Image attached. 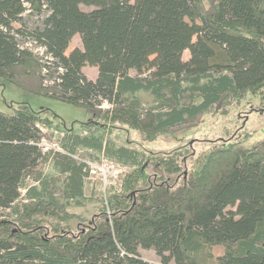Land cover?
Returning <instances> with one entry per match:
<instances>
[{
	"label": "trees",
	"instance_id": "16d2710c",
	"mask_svg": "<svg viewBox=\"0 0 264 264\" xmlns=\"http://www.w3.org/2000/svg\"><path fill=\"white\" fill-rule=\"evenodd\" d=\"M25 11L39 15L36 24L28 26ZM76 33L82 47L66 54ZM18 35L43 45L49 63ZM52 64L57 80L45 84ZM84 65L96 67L95 79ZM0 76L87 108L82 128L89 134L62 127L69 154L81 145L132 166L106 203L96 198L91 218L71 215L69 205L87 201L88 172L77 158L38 145L45 135L38 124L51 125L55 114L27 105L0 111V264H264V140L216 146L183 168L187 148L151 155L115 145L94 119L151 138L257 94L264 88V0H0ZM142 92L153 105L140 106ZM47 159L67 174L61 197L41 171ZM74 217L82 223L76 231ZM140 247L153 249L160 263L143 259Z\"/></svg>",
	"mask_w": 264,
	"mask_h": 264
},
{
	"label": "rangeland",
	"instance_id": "374dc122",
	"mask_svg": "<svg viewBox=\"0 0 264 264\" xmlns=\"http://www.w3.org/2000/svg\"><path fill=\"white\" fill-rule=\"evenodd\" d=\"M81 8L86 13H90L92 9V7L85 5H81ZM28 14V11H25L24 17L28 18V26H32L33 23L36 24L39 15L36 13L32 15ZM13 26L14 28H18L20 27V23L15 22ZM18 41L21 46L29 48L37 55L43 64L49 63V56L46 54L43 45H40L28 36L18 35ZM75 47H82L81 35L78 33L74 34L70 39L65 53L68 54ZM188 58L189 52L185 50L182 54V59L187 60ZM49 70L51 75L44 80L45 84L56 81L58 72L60 71L54 70L53 64ZM43 71L46 72L47 70L44 69ZM82 71L88 79H95L97 75L95 66L84 65ZM137 96L142 108L154 104L153 98L148 93L142 92ZM199 101L200 99L195 100V102ZM19 105H27L33 111L43 109L55 114L56 120L54 119L51 125L38 124L45 134L43 135L45 141L41 142L43 152H48L49 150H54L61 154L67 152V149L61 145L63 136H66V131H61L63 128H74L80 136L89 134L85 128H82V124L91 118L86 107L47 95L33 93L0 76V111L10 112L12 110L11 106L17 107ZM107 105V103H104L102 108H105ZM218 106V108L216 107L203 113L194 124H185L151 138H146L138 130L125 124L112 123L99 117L94 119L105 125L106 135L115 145H126L151 155L169 154L187 148L188 154L184 156L185 159L181 164L183 168H188L194 157L201 156L216 146L242 148L253 146L264 140V88L257 94L247 92L241 100L234 102L231 99L229 103L226 104L224 102ZM56 122L61 127L55 126ZM110 140L109 143H111ZM104 141L106 140L104 139ZM75 155L79 157L78 160L81 163H83L82 159H94L98 162V166H104L106 183H104V180H101L99 171L88 173L84 177L83 184V193L87 201L81 206L69 205L67 207L69 214L81 215L89 219L96 212V198L99 196L103 197L106 203L105 198L110 188L119 189L121 182L119 175L130 171L132 166L106 155L104 150L97 152L81 145L76 148ZM146 170L149 174L153 172L151 167H148ZM41 171L48 179L55 181L57 195L61 197L67 174L60 172L54 166V162H51L49 159L43 162ZM166 176L170 179V183L177 184L180 181V174H167ZM31 183L29 180L28 184ZM70 223L74 231L80 229L82 226L77 217L72 218ZM218 250L221 251L218 248L217 250L215 249V251ZM138 252L145 260L160 263V258L153 249L140 247ZM169 264L174 263L170 261Z\"/></svg>",
	"mask_w": 264,
	"mask_h": 264
},
{
	"label": "built area",
	"instance_id": "2783aa9c",
	"mask_svg": "<svg viewBox=\"0 0 264 264\" xmlns=\"http://www.w3.org/2000/svg\"><path fill=\"white\" fill-rule=\"evenodd\" d=\"M39 126V125H38ZM39 128H40V126H39ZM41 129V128H40ZM42 132H43V130H41ZM45 140H44V137H42L41 139H40V141L38 142V145L41 147L42 145H41V142H44ZM41 149H42V147H41ZM57 149H59L58 147H57ZM43 151V150H42ZM65 154H67V155H71V156H73V157H75V158H79L77 155H75V154H69L68 152H65ZM82 162H83V164H84V169L85 170H87V172L88 173H95L96 171H99L100 173V175H101V180H104V183H106V180H105V172H104V166L103 167H101V166H98V162L96 161V160H92V159H82ZM103 168V169H102ZM102 175H103V179H102Z\"/></svg>",
	"mask_w": 264,
	"mask_h": 264
}]
</instances>
